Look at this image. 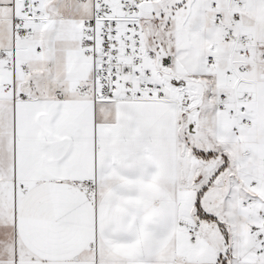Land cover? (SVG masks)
<instances>
[{"label": "snow or ice", "instance_id": "1", "mask_svg": "<svg viewBox=\"0 0 264 264\" xmlns=\"http://www.w3.org/2000/svg\"><path fill=\"white\" fill-rule=\"evenodd\" d=\"M0 264H264V0H0Z\"/></svg>", "mask_w": 264, "mask_h": 264}]
</instances>
